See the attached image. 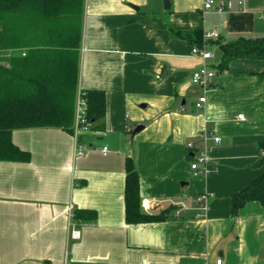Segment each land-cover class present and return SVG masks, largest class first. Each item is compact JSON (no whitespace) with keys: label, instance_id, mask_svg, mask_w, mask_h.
<instances>
[{"label":"crops","instance_id":"obj_1","mask_svg":"<svg viewBox=\"0 0 264 264\" xmlns=\"http://www.w3.org/2000/svg\"><path fill=\"white\" fill-rule=\"evenodd\" d=\"M169 2L84 0L76 101L82 89H103L106 114L78 138L76 102L71 132H12L31 159H0V264H264V204L248 201L233 217L231 201L264 172V60L236 58L218 68L220 42L264 36V0H231L227 11L205 10L204 0ZM197 29L220 36L197 44L175 35ZM193 46L214 57L193 54ZM203 64L216 76L198 109L191 77ZM204 130L213 136L204 140ZM78 140L90 145L82 157ZM199 149L207 155L201 174L191 167ZM129 157L141 211H166L164 218L127 221ZM80 209L96 217L76 218Z\"/></svg>","mask_w":264,"mask_h":264},{"label":"trees","instance_id":"obj_2","mask_svg":"<svg viewBox=\"0 0 264 264\" xmlns=\"http://www.w3.org/2000/svg\"><path fill=\"white\" fill-rule=\"evenodd\" d=\"M83 5L84 0H0V159H31L30 152L12 140L15 129L59 127L72 131ZM175 35L197 44L204 38L200 29L175 31ZM220 46V70L236 58L264 60V36H241L220 42ZM81 91L88 103L90 121L102 119L106 114V91ZM263 151L264 142L259 145L260 164H264ZM251 200L264 204V172L231 196L232 216L236 217ZM125 203L129 223L166 216V211H141L139 173L130 157L126 160ZM74 216L93 219L96 211L75 210Z\"/></svg>","mask_w":264,"mask_h":264},{"label":"built area","instance_id":"obj_3","mask_svg":"<svg viewBox=\"0 0 264 264\" xmlns=\"http://www.w3.org/2000/svg\"><path fill=\"white\" fill-rule=\"evenodd\" d=\"M203 7L205 10H216V11H227L232 8L231 0H204ZM220 36L219 32L211 31L207 32L205 38H218ZM192 53L196 55H201L203 58H212L214 53L207 50L206 48H200L198 46H193ZM216 76V70L210 68L208 65L203 64L199 68L193 71L192 73V83L196 86L195 92L198 91V99L195 103V107L200 109L203 108L207 100V92L211 88V83L213 82L214 77ZM88 103L82 92L78 95L76 101V111H75V121L73 127V133L78 138L82 131L89 129L91 121L88 118L87 112ZM240 119H244L243 114L238 115ZM209 136H213V133L204 130L201 133V137L206 140ZM216 141H220V137L214 135ZM188 146L190 149H194V142H189ZM90 145L87 143L78 140L77 146L75 148V155L77 157H82L85 152L89 149ZM95 149L98 147L94 146ZM103 153H107L108 147L103 146L100 149ZM197 154L194 155V158L191 162V167L196 171L197 174H201L205 170L207 155L204 150H197ZM198 203L202 208H207V197L205 195L199 196L197 198ZM72 207V206H71ZM71 236L74 238L80 237V230L78 228H73L71 230ZM217 263H221V259L217 260ZM65 264V262L63 263Z\"/></svg>","mask_w":264,"mask_h":264},{"label":"water","instance_id":"obj_4","mask_svg":"<svg viewBox=\"0 0 264 264\" xmlns=\"http://www.w3.org/2000/svg\"><path fill=\"white\" fill-rule=\"evenodd\" d=\"M165 7H166V8H169V7H170V2H169V0H165ZM165 72H166V68L163 67V68H162V75H165ZM162 75H161V76H162ZM142 127H143V125L139 124V125L135 128V131H139Z\"/></svg>","mask_w":264,"mask_h":264},{"label":"rangeland","instance_id":"obj_5","mask_svg":"<svg viewBox=\"0 0 264 264\" xmlns=\"http://www.w3.org/2000/svg\"><path fill=\"white\" fill-rule=\"evenodd\" d=\"M6 63V62H5ZM262 154H264V151H263V153ZM262 158V157H261Z\"/></svg>","mask_w":264,"mask_h":264}]
</instances>
